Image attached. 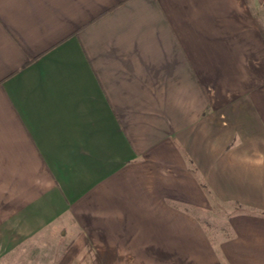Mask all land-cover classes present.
Wrapping results in <instances>:
<instances>
[{
  "label": "crops",
  "instance_id": "crops-1",
  "mask_svg": "<svg viewBox=\"0 0 264 264\" xmlns=\"http://www.w3.org/2000/svg\"><path fill=\"white\" fill-rule=\"evenodd\" d=\"M0 264H264V0H0Z\"/></svg>",
  "mask_w": 264,
  "mask_h": 264
},
{
  "label": "rangeland",
  "instance_id": "rangeland-1",
  "mask_svg": "<svg viewBox=\"0 0 264 264\" xmlns=\"http://www.w3.org/2000/svg\"><path fill=\"white\" fill-rule=\"evenodd\" d=\"M244 210L233 202L219 201L209 198L208 208L193 209V213L206 230L210 240L217 244L223 238L230 236L228 216Z\"/></svg>",
  "mask_w": 264,
  "mask_h": 264
}]
</instances>
